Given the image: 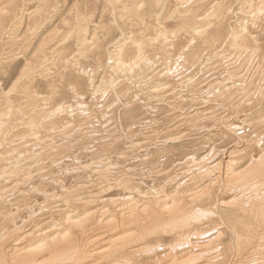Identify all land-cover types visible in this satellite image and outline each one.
<instances>
[{
    "label": "bare ground",
    "instance_id": "6f19581e",
    "mask_svg": "<svg viewBox=\"0 0 264 264\" xmlns=\"http://www.w3.org/2000/svg\"><path fill=\"white\" fill-rule=\"evenodd\" d=\"M0 264H264V0H0Z\"/></svg>",
    "mask_w": 264,
    "mask_h": 264
},
{
    "label": "rangeland",
    "instance_id": "374dc122",
    "mask_svg": "<svg viewBox=\"0 0 264 264\" xmlns=\"http://www.w3.org/2000/svg\"><path fill=\"white\" fill-rule=\"evenodd\" d=\"M179 89V88H178ZM177 89V90H178ZM173 91H174V89H173ZM173 91H171V92H168V93H166V94H163V95H161L160 97H163L164 99H168L169 97H171L172 95H173V93H175V92H173ZM173 92V93H172ZM172 94V95H171ZM189 101H201V98H198V97H195L194 99L193 98H189ZM212 106H215V105H213V104H211ZM199 106V107H198ZM194 108L196 109H201V108H205L203 105L202 106H200V105H196V107L194 106ZM193 108V109H194ZM196 109V110H197ZM122 128H120V127H118L117 128V133H119V134H122ZM79 136V135H78ZM209 145H211V144H209ZM208 145V146H209ZM123 147H124V145L122 146V145H120V149H123ZM151 148H153V147H151ZM144 150H141V153L143 152ZM73 153H74V155H73V157L71 156L70 158H65V159H63V161H61V162H58V164H60V165H62L63 166V168L62 169H58V168H55L56 167V165L57 164H53L52 165V163L50 162V161H48V160H46L45 161V163H46V166H48L47 167V169H46V171H48V172H52L51 170H53V175L54 176H58L59 177V175H60V178H61V181H63L64 182V184L66 185V186H73V185H75V183L76 182H78V181H80V180H78V178H80V177H77V172H74L73 171V169L75 168V166H74V164H75V158H80V161H77V162H81V163H85V162H87L88 161V159H90L92 156H93V153L91 152V151H87V150H83V148L81 147V146H78V148L77 149H74L73 151H72ZM71 152V153H72ZM90 156V157H89ZM115 157V156H114ZM117 157H115V159H116ZM123 163V162H122ZM122 163L120 164V165H122ZM129 163H124L122 166L124 167V166H127ZM73 165V166H72ZM66 167H68V170H69V172H66L65 171V168ZM67 170V171H68ZM87 178V177H86ZM85 181H87V180H85ZM48 183V182H47ZM47 187H49V188H47ZM46 187V189L47 190H51L52 188H53V186H47ZM18 194H17V188H15V189H13V192L12 193H10V197L12 198V196H13V198H15L16 196H17ZM37 199L38 200H42V197L39 195L38 197H37ZM39 201V202H40ZM21 210H23V209H21ZM16 212V211H15ZM27 211H23V212H21V214H20V219H18V221H20V220H22V219H24V218H26V217H28L27 216V213H26Z\"/></svg>",
    "mask_w": 264,
    "mask_h": 264
}]
</instances>
